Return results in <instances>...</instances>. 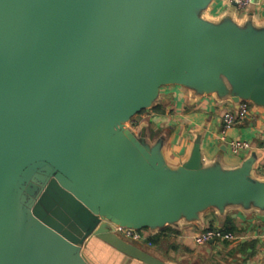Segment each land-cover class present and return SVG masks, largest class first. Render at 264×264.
<instances>
[{
    "label": "water",
    "instance_id": "1",
    "mask_svg": "<svg viewBox=\"0 0 264 264\" xmlns=\"http://www.w3.org/2000/svg\"><path fill=\"white\" fill-rule=\"evenodd\" d=\"M213 1L0 0V264H102L91 237L171 264L114 226L264 207L251 160L206 166L198 134L172 168L130 125L167 85L264 106V29L209 20Z\"/></svg>",
    "mask_w": 264,
    "mask_h": 264
},
{
    "label": "crops",
    "instance_id": "2",
    "mask_svg": "<svg viewBox=\"0 0 264 264\" xmlns=\"http://www.w3.org/2000/svg\"><path fill=\"white\" fill-rule=\"evenodd\" d=\"M206 17L215 22L228 19L241 27L264 29V0L245 9H238L230 0H214L206 11ZM164 87L163 91L160 90V102L146 110L144 113L147 114L139 121L146 127V136L151 145L162 141V154L170 167L176 168L188 159L194 140L201 134L206 166L231 171L251 160L252 176L264 182V173L260 170L264 157L263 105L249 102V115L223 133V114L237 111L240 103L230 97L200 93L183 85ZM236 139L249 141L252 148L239 155L232 153L230 143ZM230 227L241 237L240 241L217 240L203 245H197L194 241L195 235L207 228L225 231ZM168 228L177 232L164 233L162 241L174 238V245L165 253L178 252L180 259L188 258L185 264H264V207L254 202L229 204L223 209L211 207L196 220L183 219L176 225H167L157 231L144 229V232L151 235ZM86 246L102 264H144L95 237H91Z\"/></svg>",
    "mask_w": 264,
    "mask_h": 264
},
{
    "label": "built area",
    "instance_id": "3",
    "mask_svg": "<svg viewBox=\"0 0 264 264\" xmlns=\"http://www.w3.org/2000/svg\"><path fill=\"white\" fill-rule=\"evenodd\" d=\"M261 0H230L231 3L235 4L238 9H245L254 3H259ZM251 105L249 102L242 101L239 104L237 111H227L223 114V133L226 132L227 129L232 127L239 120L245 119L250 113ZM133 120L131 122L132 127L137 128V124ZM252 148V145L249 141L236 139L231 141L230 149L234 154H241L246 152ZM260 170L264 173V157L260 163ZM115 232L125 239L131 240L133 242H144L149 236L143 230H135L131 228H125L122 226H114ZM241 237L234 232H225L221 229H205L202 232L198 233L194 237V241L197 245H203L209 243L211 241H228V242H238Z\"/></svg>",
    "mask_w": 264,
    "mask_h": 264
},
{
    "label": "rangeland",
    "instance_id": "4",
    "mask_svg": "<svg viewBox=\"0 0 264 264\" xmlns=\"http://www.w3.org/2000/svg\"><path fill=\"white\" fill-rule=\"evenodd\" d=\"M165 89V87L164 88H162V91ZM149 110V109H148ZM147 110V111H148ZM146 111V112H147ZM145 112V111H144ZM142 113V115L141 114H139V115H137V116H135L131 121H130V125H132L131 124V122L133 121V120H136V119H138V120H140L143 116H145L147 113ZM149 114V113H148ZM134 128V127H133ZM134 129H136V128H134ZM144 231V230H143ZM171 238V237H170ZM164 239L162 242H161V244H159L157 247H155V248H149L148 246H145L142 242H137L136 244H138L139 246H141V247H143L144 249H146V250H148V251H150L151 253H153V254H155V255H157V256H161V258H163V259H165V260H168V261H170V262H172V264H177V263H179V264H185V263H187V261H188V258H182V259H180L179 257H180V254L177 252H175V251H171L169 254H166L165 252L166 251H168L173 245H174V243L172 242V241H174V238H171V239ZM129 241H131V240H129ZM131 242H133V241H131ZM135 243V242H134ZM166 255H165V254Z\"/></svg>",
    "mask_w": 264,
    "mask_h": 264
},
{
    "label": "trees",
    "instance_id": "5",
    "mask_svg": "<svg viewBox=\"0 0 264 264\" xmlns=\"http://www.w3.org/2000/svg\"><path fill=\"white\" fill-rule=\"evenodd\" d=\"M154 110L158 111L159 108H155ZM143 112H144V111H143ZM143 112H141L140 114H142ZM135 122H136L137 125L139 124V120H136ZM166 231H174V232H177L176 230H172V229H170V228L165 229V230H163V231H161V232H159V233H157V234H151V235H149V236L147 237V239L143 242V244H144L145 246H148L149 248H150V247H151V248H155V247H157V246L162 242L163 235H164V233H165ZM225 231H227V232H232L233 230H232V228L230 227V228H227ZM165 235H166V234H165Z\"/></svg>",
    "mask_w": 264,
    "mask_h": 264
},
{
    "label": "flooded vegetation",
    "instance_id": "6",
    "mask_svg": "<svg viewBox=\"0 0 264 264\" xmlns=\"http://www.w3.org/2000/svg\"><path fill=\"white\" fill-rule=\"evenodd\" d=\"M136 120H138V119H136ZM141 125L144 126L143 123H142V121H139V124H138L136 127H137V128H138V127H141Z\"/></svg>",
    "mask_w": 264,
    "mask_h": 264
}]
</instances>
